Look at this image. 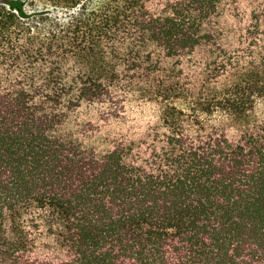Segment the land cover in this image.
Returning <instances> with one entry per match:
<instances>
[{
	"label": "trees",
	"instance_id": "1",
	"mask_svg": "<svg viewBox=\"0 0 264 264\" xmlns=\"http://www.w3.org/2000/svg\"><path fill=\"white\" fill-rule=\"evenodd\" d=\"M0 264H264V0H0Z\"/></svg>",
	"mask_w": 264,
	"mask_h": 264
}]
</instances>
